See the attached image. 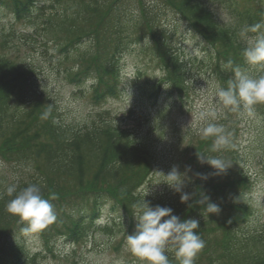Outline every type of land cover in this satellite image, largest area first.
<instances>
[{
  "label": "trees",
  "instance_id": "trees-1",
  "mask_svg": "<svg viewBox=\"0 0 264 264\" xmlns=\"http://www.w3.org/2000/svg\"><path fill=\"white\" fill-rule=\"evenodd\" d=\"M238 3L255 6L264 0H0V14L7 11L16 23L35 30L6 33L0 28V158L24 166L17 179L20 186L42 180L45 196L55 197L51 202L57 220L40 232L46 242L54 235L74 243L87 232L102 236L132 230L138 214L134 205L150 193L146 200L153 207H171L182 220H199L205 248L194 264H264V233L248 235L243 228L251 217L248 197L253 181L236 138L229 136L228 145L213 152L214 138L196 135V144L191 141L186 149V163L163 161L161 166L158 159L165 156L157 155L151 141L134 129L97 125L79 133L62 127L48 105L50 88L39 83L47 74L84 94L93 82L95 100L103 103L118 93L124 60L132 51H142L161 65L163 78L151 86L140 82L139 101H156L164 89L168 97L178 94L182 99L196 67H211L214 78L227 88L237 68L248 69L240 31L264 21V7L235 9V21L228 26L215 17L217 6ZM170 16L173 25L166 20ZM181 29L200 43L202 58L190 61L176 45ZM12 44L17 51L28 50L27 58L13 59L2 52ZM256 111L264 125V106H256ZM263 153L264 149L259 154L262 165ZM199 156L222 158L229 169L215 174ZM174 167L180 175L169 179L165 175ZM259 174L264 177V170ZM155 185L160 193L151 190ZM182 193L190 200L182 202ZM204 196L222 211L210 214L200 203ZM7 199L0 198V264L34 263L38 255L25 247L30 233L5 210ZM106 215V224L97 226ZM172 264H178L175 258Z\"/></svg>",
  "mask_w": 264,
  "mask_h": 264
},
{
  "label": "rangeland",
  "instance_id": "rangeland-1",
  "mask_svg": "<svg viewBox=\"0 0 264 264\" xmlns=\"http://www.w3.org/2000/svg\"><path fill=\"white\" fill-rule=\"evenodd\" d=\"M247 7L254 9L264 7V4L253 6L238 3L231 7L230 5L219 6L214 9V13L221 23L233 24L234 10H243ZM166 20L170 25L175 23L171 16ZM0 28L6 33L11 30L32 32L30 26L15 24L11 16L4 12L0 14ZM179 33L174 42L184 49L190 61L202 58L204 54L200 53L202 47L199 42L182 29ZM5 53L13 59L22 60L27 58L28 50L8 49ZM160 67L159 64L147 59L142 51H132L123 63L125 71L121 79L120 95L101 107L93 104L94 93L91 91L86 96H82L61 78L49 77L46 74L40 79L43 86L50 88L48 105L56 111L63 125L83 129L85 126H92L91 123L94 121L104 118L113 125L117 122L126 128H133L140 136L151 141L157 155L165 156L158 159L161 166L163 161L166 164L180 159L187 162L190 156L185 153L186 149L195 138L194 136H200L198 129L203 124L200 119L201 112L214 111L215 117L209 119L223 127H231L232 138H236L235 146L242 153V160L244 164H247L253 179L248 204L254 215L252 223L247 226L246 234L256 233L257 235L258 231L264 228V177L259 174L261 170L259 154L264 149V125L260 123L257 111L248 116L243 115L241 110H234L233 106L225 105L216 94L217 88L222 86L214 78L211 67L207 70L201 67L193 68L194 72L190 78L191 87L188 94L183 95V101H180L178 96L167 98L168 92L164 93L155 107L150 102L139 101L137 85L134 83L136 77L141 72V82L149 81L150 86L154 85L161 77ZM247 71L253 75L264 74V69L248 68ZM182 106L186 107L184 111ZM161 111H164L163 115H166L165 120H162ZM193 142L196 144V141ZM18 168H24V166L20 162L9 166V163L0 158V188L5 184L17 182V179L21 178L22 173ZM151 190L161 192V188L157 185ZM131 231L132 233H127L126 228L113 231L114 241L96 234L95 242L90 239L88 243L75 246L68 243L66 239L58 237L52 240L50 247L47 248L52 249L49 251L46 249L45 242L41 240L42 234L31 233L25 241V247L29 253L40 256L37 262L26 264H139L137 258L125 247L127 235L135 232V230ZM177 263L179 264V261Z\"/></svg>",
  "mask_w": 264,
  "mask_h": 264
},
{
  "label": "clouds",
  "instance_id": "clouds-1",
  "mask_svg": "<svg viewBox=\"0 0 264 264\" xmlns=\"http://www.w3.org/2000/svg\"><path fill=\"white\" fill-rule=\"evenodd\" d=\"M239 36L245 43L243 58L248 68L264 69V21L244 27ZM231 63V62H229ZM216 94L225 105L241 110L243 115L251 116L256 106H264V74L253 75L247 70L237 68L234 78L228 81L227 88L218 87ZM130 96V95H129ZM45 117L48 113L44 114ZM214 111L201 112L203 122L198 129L202 138H214L211 151L216 152L221 146L229 143L228 135L222 125L211 122ZM215 170V174L225 173L229 167L226 160L219 157H200ZM31 172L32 169H27ZM161 173V172H160ZM165 175V174H164ZM180 173L174 167L165 175L169 179L178 177ZM205 179L207 177H204ZM169 185L168 183H166ZM177 192V186L169 185ZM47 185L39 180L20 186L18 182L5 184L0 188V198L8 197L5 210L18 217L25 225V233H40L56 222L57 215L54 204L55 197H46ZM138 201L134 207L138 209L136 230L128 234L125 241L126 249L137 258L139 264H172V258L179 264H194V258L205 248V241L199 233V220L181 219L174 214V209L167 206L153 207L146 200ZM191 196L181 194V201H189ZM200 203L206 205L210 214H219L220 206L204 196Z\"/></svg>",
  "mask_w": 264,
  "mask_h": 264
}]
</instances>
